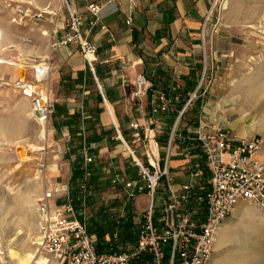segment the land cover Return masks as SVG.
<instances>
[{
    "label": "crops",
    "instance_id": "crops-1",
    "mask_svg": "<svg viewBox=\"0 0 264 264\" xmlns=\"http://www.w3.org/2000/svg\"><path fill=\"white\" fill-rule=\"evenodd\" d=\"M215 1L119 0L108 4L105 0H70L68 7L64 5L65 14L60 12L61 25L51 26L49 30L50 42L65 33L63 22L70 8L84 19V29L89 30V40L97 51L95 60L87 63L76 45L50 44L49 57L45 60L51 71L44 88L55 103L54 117L59 122L49 132L57 130L64 142L68 139L72 144L77 140L78 145L71 147L77 154L85 144L94 158L90 175L94 184L89 186L92 190L95 185L94 192L103 186L106 175L110 180L119 176L136 181L133 176L136 168H132L134 164L127 165L130 155L123 152L126 147L133 148L138 158L146 162L142 130L149 126L164 139L163 150L160 149L164 162L166 137L174 125L179 100L184 97L182 91H189L188 95L192 92L189 87L199 80L204 68L210 71L213 85L222 79L221 71L233 67L227 61L231 45L229 32L205 28ZM89 5L101 6L97 23L91 28L89 22L93 18L87 10ZM138 75H143L151 85L148 94L140 100L133 96ZM174 88L178 91L174 92ZM157 94L171 101L165 114L151 113ZM204 98L207 101L202 99L199 107L192 109L198 117L191 124H182L179 130L191 133L199 127L209 133L229 132L235 139H250L264 131L263 125L246 123L243 113L235 115L211 89ZM234 115L233 119L229 118ZM135 122L140 125L137 136L130 127ZM197 145L194 142L171 145L166 165L172 190L177 191L193 181L201 184L200 176L194 175L202 158ZM255 158L264 165V152L257 153ZM67 184L61 188L62 193L67 194ZM119 188L126 193L123 185ZM146 196L147 193L138 194L127 207L135 224L140 221L134 215L143 211ZM259 262L264 263V213L256 204L240 200L215 230L213 253L207 264Z\"/></svg>",
    "mask_w": 264,
    "mask_h": 264
},
{
    "label": "rangeland",
    "instance_id": "rangeland-1",
    "mask_svg": "<svg viewBox=\"0 0 264 264\" xmlns=\"http://www.w3.org/2000/svg\"><path fill=\"white\" fill-rule=\"evenodd\" d=\"M17 7L22 13H16ZM61 11L65 14L64 5L59 0H0V41L2 40V43L9 48L1 57L21 65L18 70L11 73L4 71L0 74V252L8 264H33L40 256L48 261L47 264H52L51 257L39 252L38 247L33 243L38 223L37 201L45 192L52 193L49 203H55L53 205L56 207L65 202L67 195L71 199L68 190L71 164L78 154L82 157L81 153L77 154L75 153L77 150L71 148L78 145L77 140L71 144L68 139L67 142L60 140L61 136L57 130L53 133L49 132L52 125L59 122L54 117L55 103L52 101L51 112L46 121L39 124L31 115L29 102L24 100L14 87L18 79L31 80L33 65L49 57L50 44L56 45L60 39L50 42L49 30L51 26L56 28L61 25ZM67 20L68 17L63 22L64 29ZM205 28L223 29L229 32L231 45L227 61L233 67L221 71L219 76L222 79H218L213 85V82H210V71L205 68L200 71L199 80L194 84L185 103L179 107L174 125L168 132L167 151L174 142L184 143V140H178L176 132L187 138L190 133L183 134L178 128H181L182 124H191L198 117V114L194 115L195 111L192 109L198 108L202 99L207 101L204 97L210 89L214 96L225 100L226 107L236 112L235 115L243 113L247 117L246 123L264 126V0H216L209 11L208 20L205 21ZM12 73L17 76L15 79ZM164 98L169 104L168 111L171 101L165 96ZM191 98L193 100L188 104ZM235 115L229 118L233 119ZM262 133L264 131L255 134L254 137ZM136 134L139 132L137 131ZM82 138L85 143L86 138L83 135ZM142 139H144L143 130ZM163 140L157 135L160 159ZM144 143L146 150L145 140ZM127 146L130 147L129 144ZM125 152L130 155L127 159L128 166L132 167V155L142 166L147 165L133 152V148L126 147L123 153ZM203 162L202 157L198 164L199 170ZM92 165L93 163L86 167L87 179L91 174ZM163 167H160L161 171ZM134 173L138 185L144 186L138 168ZM119 178L123 182L129 181ZM163 182L162 179L158 182L153 198L145 188L141 192L147 193V201L143 211L138 213V216L134 215L139 221L142 222L144 211L152 200L153 222L156 224L168 196ZM103 183L99 191L93 194L92 205L81 211L87 223L90 218L98 217L97 212L100 209L105 210L111 217L124 215L133 199L141 194L137 193L134 198L128 200L127 194L119 188L123 183L115 185L107 175ZM65 184H67V194L66 191L61 192ZM86 191L82 194L80 190L82 196L86 195ZM62 199L64 201L59 202ZM137 224L136 231L140 225ZM105 240L108 241L109 237L106 236Z\"/></svg>",
    "mask_w": 264,
    "mask_h": 264
},
{
    "label": "built area",
    "instance_id": "built-area-1",
    "mask_svg": "<svg viewBox=\"0 0 264 264\" xmlns=\"http://www.w3.org/2000/svg\"><path fill=\"white\" fill-rule=\"evenodd\" d=\"M117 1L105 0L108 4ZM59 2L68 7L70 0ZM100 8V5L87 7L93 18L89 22L90 28L96 25ZM68 12L65 33L56 45H76L82 58L91 63L97 49L89 40V30L84 29V19L76 10L69 8ZM16 13H22L19 7ZM32 71L31 80L18 79L14 87L29 102L33 119L43 124L51 112L52 103L44 88L50 71L48 61L36 63ZM135 84L133 96L140 100L148 93L150 84L143 75L136 77ZM168 105L164 96L158 94L152 102L151 113L166 112ZM130 127L136 132L140 130L137 122ZM176 134L178 140L185 139L180 133ZM82 135L84 137V132ZM143 137L147 143L144 152L147 165L142 166L131 155L145 185H138L137 181L123 182L119 176L111 182L115 185L123 183L129 200L145 189L153 198L158 182L164 180L168 196L156 224L153 222L154 205L151 200L138 227L136 241L123 250L98 253L96 239L89 234L87 221L82 214L76 213L68 195L61 206L53 207L49 203L52 193L45 192L36 206L38 223L33 243L39 252L48 254L55 264H207L213 253L215 230L240 200L256 204L264 213V165L255 158L257 153L264 152V133L251 139H235L229 132L209 133L198 127L186 139L199 145L208 171L207 187L203 186L202 171L197 168L194 175L200 176L201 184L189 182L177 191L171 189L166 167L170 148L163 162L159 158L155 129H143ZM81 155L85 168L93 163L94 158L89 155L85 144ZM161 162L164 163L162 171ZM86 187V182H83L80 186L82 194H85ZM0 264H8L2 253Z\"/></svg>",
    "mask_w": 264,
    "mask_h": 264
},
{
    "label": "trees",
    "instance_id": "trees-1",
    "mask_svg": "<svg viewBox=\"0 0 264 264\" xmlns=\"http://www.w3.org/2000/svg\"><path fill=\"white\" fill-rule=\"evenodd\" d=\"M189 88L190 90H192L194 88V85L192 84ZM177 91L178 89L174 88V92ZM188 92L189 91L186 90L182 91L184 97L180 98L179 107L185 103V100H187ZM182 133L186 134L184 132ZM190 143L193 142L188 141L186 138L184 139L183 144L189 145ZM194 143L196 144V142ZM87 168L83 167L82 157L78 154V157L71 164V174L69 178L68 189L69 196L72 199V204L77 214H81L83 208L92 205L94 201L93 194L95 193L94 191L97 190V188H95V185H92V190L89 188L91 183L94 184V182L91 181L90 176L86 181L84 180L85 174L88 173ZM200 169L202 171L203 186L207 187L208 171L204 165V162L202 163ZM83 182H86L87 186L85 196H82V194L80 193V185ZM88 191L89 194L87 195ZM97 214L98 217H92L89 219L87 227L89 234L93 235L96 239V251L98 253L109 252L112 250H123L127 245L132 244L136 241V225L138 224H135L133 222V216L128 211V209L125 211V214L123 216L117 218L110 217L103 209H100ZM79 219L82 218L79 216ZM106 236L109 237L108 241L105 240Z\"/></svg>",
    "mask_w": 264,
    "mask_h": 264
},
{
    "label": "bare ground",
    "instance_id": "bare-ground-1",
    "mask_svg": "<svg viewBox=\"0 0 264 264\" xmlns=\"http://www.w3.org/2000/svg\"><path fill=\"white\" fill-rule=\"evenodd\" d=\"M4 42V41H3ZM9 48L0 41V74L4 71L13 72L14 70H18L21 65L18 62H13L1 57ZM12 77L15 79L17 76L12 73ZM43 139V138H42ZM1 253V252H0ZM33 264H45L43 258L40 256L39 258L35 259Z\"/></svg>",
    "mask_w": 264,
    "mask_h": 264
},
{
    "label": "water",
    "instance_id": "water-1",
    "mask_svg": "<svg viewBox=\"0 0 264 264\" xmlns=\"http://www.w3.org/2000/svg\"><path fill=\"white\" fill-rule=\"evenodd\" d=\"M169 218H170V213L168 212V220H169Z\"/></svg>",
    "mask_w": 264,
    "mask_h": 264
}]
</instances>
